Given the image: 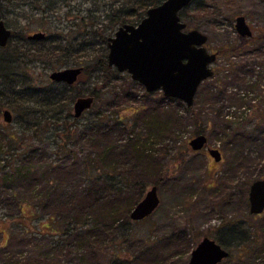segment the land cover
Wrapping results in <instances>:
<instances>
[{
  "label": "rangeland",
  "instance_id": "obj_1",
  "mask_svg": "<svg viewBox=\"0 0 264 264\" xmlns=\"http://www.w3.org/2000/svg\"><path fill=\"white\" fill-rule=\"evenodd\" d=\"M105 1L110 0H0V15L15 32L8 47L24 49L28 45H44L45 48L49 42H30L26 36L43 30L59 35L55 43L66 44L69 51L67 62L53 63L45 55L38 57V50L30 48L12 63L36 86L49 82L52 69L92 64L104 50L103 36L112 35L118 26L109 24ZM196 1L190 2L181 19L185 28L196 27L207 34L205 45L210 50L238 42L234 27L238 13L245 14L256 34L264 31V0H199L203 3L201 7L204 6L202 10L194 7ZM81 40L91 43L76 49ZM254 46L259 51L244 47L237 52L224 49L218 53L211 63L214 74L200 82L192 105L164 96L160 89L146 91L128 72L115 68L116 76L101 88L92 106L76 122L72 104L71 115H67L64 109L56 111L36 100L24 101V105L32 106L31 118L40 122L31 126L14 117L11 121L3 119V108H9L12 116L15 112L7 105L12 84H9L10 77L3 75L0 63V264H33L36 257H62L63 243L55 242L57 235L43 234L35 227L24 230L17 218L22 214L20 208L28 214L34 204L46 205L36 209L42 218L58 208L62 215L73 213V206L65 199L88 183L81 175L82 161L88 154H96L93 144L97 134L94 129L89 133L84 124L97 110L126 116L127 132H113L111 138L144 141L156 151L155 168L148 170V179L152 181L147 182L138 199L155 179L159 204L143 219L129 221L132 237L150 235L158 239L156 249L148 257L167 255L175 264H185L191 248L206 235L216 240L221 238L220 243L229 249V255L217 264H264V211L250 213L247 200L249 184L264 174V39ZM8 56L11 55L0 58ZM243 68L249 70L243 71ZM240 72L245 73L246 82L240 80ZM98 75L97 71L83 73L77 84L86 93L90 88L99 87ZM123 87H130L133 97H125ZM160 96L162 106L172 107L182 118L174 125L173 134L162 137L149 133L144 120L138 117V112L148 107L152 111L154 100ZM168 99H173L171 105ZM197 128L207 135V142L194 150L188 140ZM208 147H217L222 159L215 160ZM252 158L256 166L250 164ZM116 161L122 167L131 166V161H125L122 156ZM239 162L250 166L238 168ZM131 191L137 196L134 186ZM16 202L21 203L20 207ZM29 214L33 222L34 213ZM239 228L248 237L243 243L237 242ZM178 232L183 235L175 237ZM102 250L107 254L112 249L103 246ZM149 260L136 262L149 264Z\"/></svg>",
  "mask_w": 264,
  "mask_h": 264
},
{
  "label": "trees",
  "instance_id": "obj_2",
  "mask_svg": "<svg viewBox=\"0 0 264 264\" xmlns=\"http://www.w3.org/2000/svg\"><path fill=\"white\" fill-rule=\"evenodd\" d=\"M160 1L161 0H110L105 1L104 5L107 8L106 15L109 24L115 26L123 22H137L145 14L147 7L159 3ZM196 3L197 4L194 6L196 9L199 10L201 8L200 10H202L204 8V6L201 7L203 3L199 2V0H197ZM189 4L190 3L179 10L180 17L187 13ZM1 13L2 6L0 5V14ZM45 34V37L37 40L28 39L30 42H41L43 44L49 42L45 48L43 47L44 45H28L27 48L24 49L19 47L20 50L16 46L8 47L10 39L15 35L13 30L8 42L0 46V57L1 55H11L4 59L0 58L3 69L2 73L6 78L7 76L8 78L10 77L9 84H12L9 87L10 100L7 102V105L15 112L12 117L20 120L22 124L27 126H31L32 124L39 125L40 122H38L39 120L31 118V114L33 113L32 106L28 104L24 105V101L36 100L42 104H47L48 109L50 106L56 111L64 109L67 115H71L70 107L77 96L90 94L93 95L94 100H96L99 92H101V88L108 84L110 78L115 77L116 75L114 74L117 73L114 66L107 64L105 56L107 53L105 51L107 44L105 43H107L108 36H103V40H101V42L104 43L102 55L92 64L88 63L82 66V71L78 76L80 77L83 73H93L97 71L100 73V75H98L101 82L99 87L90 88L85 93L81 86L77 84V80L69 84L64 81H54L50 78L48 79V83L42 86H36L33 80H29V76L23 73V70L18 69L19 66L14 65L12 61L17 60L18 57L20 58L21 54H27V50L33 48L38 50V57L45 55L52 59L53 63H57L58 61L67 62L69 59V51L67 52L68 46L66 47V44L64 45L59 42L55 43L59 35L55 33ZM238 37V42L226 46L225 48H218V53L223 52L224 49L237 52L244 47L250 48L249 50L254 52L256 49L259 51L260 48L254 45L264 39V31L258 34L254 32L253 35L247 37ZM252 38L254 39L252 40ZM22 39L24 38L22 37ZM89 43H91L89 40H81L75 48L81 49ZM71 46L73 47L72 43ZM243 52L244 51H242V53ZM24 60L25 59L22 57L21 61L23 63ZM246 70H249V68H243V71ZM240 75V80H245V73L240 72ZM13 83L18 87L15 88ZM250 86L252 87V85ZM122 90L125 97H133L130 87H123ZM171 100L173 99L167 100L170 102V105L172 102ZM154 102L155 104L152 111L148 107L142 110V112H138L140 113L138 117L140 116V119L144 120L149 133H155L159 137L166 134H173L171 132L174 130V125L180 123L182 120L181 115H179L176 110H173L172 107H163L162 96L156 98ZM188 108L191 107L188 106ZM72 117L74 121L79 116H74L72 113ZM90 119L91 120L84 125H87L86 129L89 133L94 129L97 134L93 144L96 148V154H88L82 161L81 175L86 178L88 183L81 186L80 190L75 191L72 195L69 194V198L65 199L66 202L69 201L71 203L70 206H73V213L69 211V216H67V213L62 215L61 209L58 208L48 211L47 217L42 218V216L37 215L36 209H39L41 206L43 207L45 204H34L29 210V213H34L32 216L33 222H31L29 219L30 214H25L24 210L20 208L22 214H19L20 217L17 219L23 223L24 230L35 227L37 231L43 234H48L52 237L57 235L58 238H55V242L59 244L63 243L61 250L62 257L58 254L57 259L48 256L36 257L32 261L33 264H62V262L68 264L74 261H77L78 264H138L136 262L138 259H150L147 261L149 264H175L167 255L162 256L155 254L153 258L148 257V255L154 252L158 245V239L156 237L150 235L132 237L130 235L131 230L129 221L131 218L129 217V211L139 200L138 198L147 182L152 181L148 179V174L150 172L148 170H153V168H155L157 161L156 151L149 147L144 141H136L130 138H124V140L111 138L110 134L113 132H118V134L127 132L128 121L124 114H108L97 110L93 114V118ZM65 127L69 130L68 124H66ZM70 132L71 131L68 132V136ZM199 132H203V130L200 128L195 129V134ZM121 156L124 157L125 161H131L130 167H122V165L116 161V159H119ZM240 162L238 168L248 167L250 164L257 165L256 161L253 162V158L250 164H242ZM152 183L157 185V180L154 179ZM133 186L136 189V193H138L137 196L133 195L131 191ZM73 197L77 199L74 201ZM16 203L20 207L21 203ZM46 204L48 206V203ZM57 210L60 211V213ZM25 217L28 218L29 221H26ZM178 233L179 234H176L175 237L183 235V232ZM246 237V231L243 228H239L237 242H245L244 240L248 239V237ZM67 238L71 240L62 242V240ZM217 241L222 242L223 240L217 238ZM103 246H109L112 250L104 254L103 251L105 250H102Z\"/></svg>",
  "mask_w": 264,
  "mask_h": 264
},
{
  "label": "water",
  "instance_id": "obj_3",
  "mask_svg": "<svg viewBox=\"0 0 264 264\" xmlns=\"http://www.w3.org/2000/svg\"><path fill=\"white\" fill-rule=\"evenodd\" d=\"M192 0H161L147 7L137 22H123L107 37V64L119 71H126L133 80L141 83L146 91L160 89L164 96L181 99L191 105L200 82L213 75L211 63L217 51L210 50L205 42L207 34L186 24L179 10ZM234 27L241 36L252 35V28L244 13L235 16ZM11 28L0 17V46L5 45L11 35ZM43 30L27 34L30 39L45 37ZM82 71V65L64 66L52 69L48 77L54 81L73 83ZM94 101L90 94L79 95L73 102V115L80 116ZM3 119L11 121L9 108L2 109ZM207 135L194 134L189 146L196 150L205 146ZM215 160L221 158L217 147H208ZM157 185L151 184L143 196L129 211L131 219H142L159 204ZM264 208V176L249 184L248 209L258 213ZM229 249L215 238L203 236L191 248L185 264H217L227 257Z\"/></svg>",
  "mask_w": 264,
  "mask_h": 264
},
{
  "label": "flooded vegetation",
  "instance_id": "obj_4",
  "mask_svg": "<svg viewBox=\"0 0 264 264\" xmlns=\"http://www.w3.org/2000/svg\"><path fill=\"white\" fill-rule=\"evenodd\" d=\"M247 20V19H246ZM248 21V20H247ZM249 23V22H248ZM250 24V23H249ZM250 26H251V24H250ZM251 28H252V35L254 34V32H255V28L253 27V26H251ZM11 31H12V29H11ZM12 33V32H11ZM11 36V35H10ZM27 36V35H26ZM238 36H240V37H247V36H241V35H239L238 34ZM251 36V35H250ZM10 38V37H9ZM27 39H30V38H28L27 37ZM40 39V38H39ZM254 38H252V40H253ZM30 40H37V39H30ZM212 51H217V50H212ZM217 54H218V51H217ZM204 147V146H203ZM202 148V147H201ZM200 148V149H201ZM196 150H199V149H196ZM221 152V151H220ZM222 159V152H221V158L219 159V160H221ZM219 160H217V161H219ZM264 176V174L263 175H261V176H259V177H263ZM257 178V177H256ZM255 179V178H254ZM253 179V180H254ZM252 180V181H253ZM247 200H248V194H247ZM262 211H264V208H263V210ZM262 211H260V212H258V213H254V212H252V214H259V213H261Z\"/></svg>",
  "mask_w": 264,
  "mask_h": 264
}]
</instances>
